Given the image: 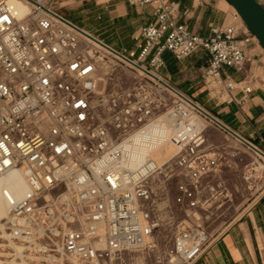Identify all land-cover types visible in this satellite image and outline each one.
I'll list each match as a JSON object with an SVG mask.
<instances>
[{
    "label": "built area",
    "instance_id": "1",
    "mask_svg": "<svg viewBox=\"0 0 264 264\" xmlns=\"http://www.w3.org/2000/svg\"><path fill=\"white\" fill-rule=\"evenodd\" d=\"M22 1L25 15L0 0V177L15 170L26 186L20 196L4 190L0 250L19 264H192L216 237L206 225L213 203L232 194L217 176L222 155L196 119L215 122L158 70L166 50L177 60L203 50L205 81L233 101V90L253 89L247 46L256 37L234 13L204 37L176 21L175 0H127L151 4L155 18L140 28L138 51H118L50 0ZM109 57L131 70L133 85L99 91L100 63ZM165 113L176 154L164 168L149 156L131 166L134 138Z\"/></svg>",
    "mask_w": 264,
    "mask_h": 264
},
{
    "label": "crops",
    "instance_id": "2",
    "mask_svg": "<svg viewBox=\"0 0 264 264\" xmlns=\"http://www.w3.org/2000/svg\"><path fill=\"white\" fill-rule=\"evenodd\" d=\"M175 1L179 4L176 21L204 37L212 35L214 26L230 23L231 11L236 14L228 0H205L203 3L197 0ZM257 1L264 6V0ZM50 5L118 51H138L140 28L155 18L151 4L140 6L127 0H50ZM247 51L250 57L248 74L253 89L249 93L240 88L233 90L234 100L230 102L225 92L213 90L205 81L203 72L208 55L203 50L181 60L166 50L163 53L164 65L158 73L175 88L191 95L203 110L238 134L240 137H235L218 126L244 150L256 154L249 142L264 153V78L261 76L264 74V49L253 40ZM224 73L236 81L242 78L233 68H224ZM214 135L211 128H206L207 141L212 142ZM212 145L215 151H220ZM261 163L264 164V159ZM217 176L225 182L232 196L249 193L235 186L233 178L227 176L221 167ZM192 264H264V188L238 210L236 217Z\"/></svg>",
    "mask_w": 264,
    "mask_h": 264
},
{
    "label": "rangeland",
    "instance_id": "3",
    "mask_svg": "<svg viewBox=\"0 0 264 264\" xmlns=\"http://www.w3.org/2000/svg\"><path fill=\"white\" fill-rule=\"evenodd\" d=\"M58 11L62 13L60 9H58ZM232 14L233 12L231 11V20L229 22L233 21ZM103 61H105V59ZM105 62L109 66V75L106 74L107 71L104 72L102 69L100 70V76L105 77V75H107L106 80H101L99 83L100 92L107 93L121 86L133 85L134 78L130 69L118 63L115 59L112 60L110 57L106 59ZM261 76L264 78L263 73ZM202 122L206 125V128H211L214 131L215 135L213 140L212 142L208 141V143H213L220 150L219 152L222 155L220 167L222 171L225 172L227 176L233 178L235 186L243 189L244 192H249L244 196H231L228 201H217L213 203L211 213L206 219V225L212 234L217 235L236 217L238 210L241 209L244 204L248 203L258 191L264 188V166L262 167L261 158L256 154L244 150L240 144L236 143L229 135L221 131L211 120L204 118ZM176 182L177 178L173 177L170 185L171 195L175 194ZM2 222H5V219H3ZM3 236V233L0 232V243H5ZM3 248L4 249L0 251L7 257L8 255L5 253L10 250H8L7 247ZM8 257L4 259L9 261L10 258Z\"/></svg>",
    "mask_w": 264,
    "mask_h": 264
},
{
    "label": "bare ground",
    "instance_id": "4",
    "mask_svg": "<svg viewBox=\"0 0 264 264\" xmlns=\"http://www.w3.org/2000/svg\"><path fill=\"white\" fill-rule=\"evenodd\" d=\"M10 3L14 6L20 15H25L29 12L30 6L22 0H10ZM233 10L236 12L234 7L231 5ZM238 15V13L236 12ZM240 19L241 17L238 16ZM96 47L99 48L102 54L107 53V48L100 42L92 39ZM102 58L100 66L101 69L109 75V66L106 64ZM100 76L99 79L106 80V76ZM202 108V107H201ZM203 110V109H202ZM204 112H207L203 110ZM208 113V112H207ZM197 125H202V119L198 117L196 119ZM174 132L172 120L165 113L155 118L151 127L147 130L144 135H140L134 138L132 145L129 148V158L131 166L139 164L146 156H149L154 160L158 167H163V165L171 160L177 152V146L172 142L171 136ZM264 164L262 165V167ZM25 182L22 175L13 170L0 177V232L3 233V238L7 236L6 223L2 222L3 219L9 215L8 205L5 199L4 190L12 192L15 196H20L25 191ZM10 247L16 248L12 242L9 243ZM7 264H19L15 259L7 261Z\"/></svg>",
    "mask_w": 264,
    "mask_h": 264
},
{
    "label": "water",
    "instance_id": "5",
    "mask_svg": "<svg viewBox=\"0 0 264 264\" xmlns=\"http://www.w3.org/2000/svg\"><path fill=\"white\" fill-rule=\"evenodd\" d=\"M229 3L234 7L238 15L241 17L242 21L246 24L248 29L254 34L259 44L264 49V6L260 4L257 0H228ZM106 47L108 45L104 44ZM207 116H209L215 123L223 127L229 133L234 135L235 137H240L234 131L226 127L215 117L210 115L207 112H204ZM252 149L260 152L262 155L264 153L259 150L254 145L247 142Z\"/></svg>",
    "mask_w": 264,
    "mask_h": 264
}]
</instances>
